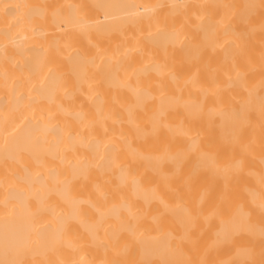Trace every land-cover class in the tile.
<instances>
[{"label":"bare ground","instance_id":"6f19581e","mask_svg":"<svg viewBox=\"0 0 264 264\" xmlns=\"http://www.w3.org/2000/svg\"><path fill=\"white\" fill-rule=\"evenodd\" d=\"M0 264H264V0H0Z\"/></svg>","mask_w":264,"mask_h":264}]
</instances>
